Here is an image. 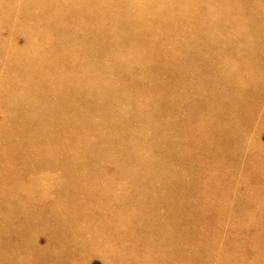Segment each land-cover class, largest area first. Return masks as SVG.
<instances>
[{
	"label": "rangeland",
	"instance_id": "374dc122",
	"mask_svg": "<svg viewBox=\"0 0 264 264\" xmlns=\"http://www.w3.org/2000/svg\"><path fill=\"white\" fill-rule=\"evenodd\" d=\"M32 1L39 0H0V264H113L100 246L119 236L100 243L80 231V222L93 217L92 197L100 203L97 216L107 210L133 218L132 235L122 234L123 247L113 252L118 261L264 264V232H231L216 210L183 198L185 189L165 191L169 179L178 185L204 171L226 175L233 192L219 195L224 203L213 207L226 208L233 220L264 224L258 211L264 205L236 194L242 179L264 188L248 167L252 151H264V74L250 81L224 71L264 60V31L250 29L242 14L254 4L241 6L235 17L222 0H207L216 21L174 33L180 25L160 23L181 0H57L46 3L45 16ZM76 2L77 12L66 16ZM229 16L232 22L223 23ZM233 77L243 89L227 85ZM199 141L216 152L210 167L197 163L209 156L198 150ZM97 148H123L131 157H151L152 164L101 156L79 167L78 158ZM171 149L177 156L170 163ZM225 150L236 164L230 172ZM114 169L123 173L113 175ZM96 171L106 175L93 179ZM26 181L39 186L29 192ZM120 185L134 189L130 202L122 198L114 206L103 188Z\"/></svg>",
	"mask_w": 264,
	"mask_h": 264
},
{
	"label": "bare ground",
	"instance_id": "6f19581e",
	"mask_svg": "<svg viewBox=\"0 0 264 264\" xmlns=\"http://www.w3.org/2000/svg\"><path fill=\"white\" fill-rule=\"evenodd\" d=\"M54 1H57V0H39L38 2L32 1V3H33L32 5L36 6L39 9V11H42V12H39L42 16H45L46 10H44V6L46 5V3L47 4L54 3ZM130 1H136V0H130ZM222 2H223V6L233 7L234 12H235L234 13L235 17L240 15L239 9L240 10L243 9L241 6L247 5L249 3L254 4V8L252 10H249V11L242 10V14H245L247 17L244 22L249 25L250 29L252 26L254 28H256L255 32H261V31L263 32L264 31V0H222ZM211 4L212 3L207 2V0H181L180 5H177L175 3L174 6L172 7L174 9V13L171 14L170 17L163 18V20L166 21V23H160V24L168 25L171 23V24L180 25L179 28H173L174 33H179L180 31L184 32V31H187L189 28H193V27L199 26V25L203 26V25H207V24H212L216 20L212 19L211 15L209 14V11L207 13V10H209V7ZM120 6L123 8V12L125 15L127 12V8L125 7L124 3ZM221 7L219 6L217 8V10L220 12L223 11V9ZM107 8L108 9L111 8L110 5H108ZM153 8L157 9L154 4H153ZM36 11H38V10H36ZM76 12H77V2L75 5V8H74V11L67 12L66 16H72ZM158 15L159 14L157 12H155L153 16L155 18H158ZM31 19L34 22L40 21L39 20L40 18H38L37 16H32ZM36 19H38V20H36ZM136 22H140V24L144 25V27H142L143 31L151 30V28L147 25V23H143L141 21H136ZM158 22H159V19H158ZM227 22H232L230 16L227 17L223 21V23H227ZM146 27H148V28H146ZM185 40L182 41L180 44L183 47L187 48L188 44H186ZM250 43H251L250 44L251 47L254 48L255 43L253 42V40L250 41ZM152 52L157 58L162 56L161 52H159V50H152ZM247 59H248V57H247ZM262 60L263 59H261V57L258 56L257 59L255 60V63H252L253 65L249 64L248 68H246V69H242L238 66L232 65L230 68L225 69L224 71H231V72L235 71L233 73L235 75H239L240 77L250 79V81H256L257 79H256L255 75L258 72L264 74V68H263L264 67V60L263 61ZM169 82H171V81H169ZM226 82H227L228 86L229 85L230 86L235 85L239 89L244 88L243 84L237 83L238 80L236 77H233V80L226 81ZM250 85H251V88L248 90H252V92L256 93L257 89L255 87H253L252 84H250V83L246 84V86H250ZM175 101L178 102V97H175ZM171 141H172V143L176 142L174 138H173V140L171 139ZM211 145H212L211 143H205L204 144V143L199 141L198 146H197V148L199 147L198 150L204 149L205 152L209 153V156L207 157V159L197 161V163L199 165H201L205 168L210 167L212 164H214L217 161L214 159L216 157V152H213V150L210 147ZM207 147H209V148L205 149ZM77 151H78L77 147L75 145H72L71 149L69 150V153L75 154ZM192 151H193V149H192ZM176 153L178 155L180 154L178 151H176ZM224 154L226 155L225 160L229 161V164H227L228 165V171H229V169L234 168L236 164L232 163V160L229 156V152H227V150L224 151ZM252 155H253L254 162H252V164H249L248 167H249V169L253 170L254 173L256 172L257 176L261 177V180H262V179H264V151L261 148H257V149H254L252 151ZM101 156H109V157L114 156L117 160L119 158L121 161H123L122 159H127V160L129 159L133 164H134V162H136V161L139 162L140 160L142 163L143 159L145 158V159H148V167L152 164L150 162L152 159L151 157H149V156L147 158L143 157V154L141 155L142 157H138L136 154H134V156L131 157L127 154L126 150H124L123 148L118 149L114 152L113 151H105V150H101L100 148H97L96 151L92 152L87 158L83 157L80 159V157H79L78 158V166L80 167V165L95 164L98 157H101ZM176 156L177 155H175V151L173 149H171L168 152L169 162L171 163ZM191 159L192 158H188V160L191 163H194L195 160L191 161ZM222 160H223V158H222ZM141 163H140V165H141ZM193 166H195V165L193 164ZM85 168H90V167H85ZM118 173H123V172H121V171L118 172L117 169H114V172H112L113 175H116ZM231 173L236 174L234 171H232ZM105 175L106 174L103 173L102 171H96V174L94 175L93 179H99ZM199 175L200 176H195L194 179L191 178L189 180H186V182L180 181V183L178 185H177V181H175V179H169L168 180V188L165 189L166 193L168 195H171L174 192L175 193L179 192L178 191L179 189H185L186 194H184L183 198H185L189 202H192V200H194V202L201 203L202 206H208V207H211V209L216 210L219 222L228 221L230 226H232V227H230L231 232L241 233L244 230H246V232L250 234L249 237L258 236V235H260L259 233L264 232V224L263 225L258 224L256 222H254V220H247L245 223H242V222L233 220L232 216H229L227 214V211H225L226 208L215 209L213 207V205L224 203V200H223L224 195H226V194L231 195V192H233L234 183L230 177H227L226 175H220V174L218 175L212 171H204L203 173H201ZM241 177H245V175H243ZM106 178L109 179L110 176H108ZM119 179H121V178L119 177ZM44 180H45L44 182L46 183L47 179L45 178ZM109 180H111V179H109ZM86 181H87V179L85 180V182ZM241 182H242V184H241L242 187L240 188V191H236V194L239 197L238 199L239 200H246L247 202H249L251 204L258 203V204L264 205V188L261 187V182H258L257 183L258 186H254V187L250 186L249 182L244 180V179H242ZM47 183H48V185L50 183H52L51 178L48 177ZM24 184H27L28 186L23 188V189H25L29 192L31 190L33 191L34 188L39 186V185H37V182H34V181H26V183H24ZM202 185L204 188H202ZM125 186L126 185H120L116 189H113V188L110 189L109 187L103 188L104 189L103 192L111 194L112 204H114V206L121 205L122 201H123V200H121L122 198H127V200L125 202H130L129 197H131L132 190L134 189V187L129 188L126 186V188H125ZM243 186H244V188H243ZM152 187H155V185H152ZM156 187H158V186L156 185ZM137 188H135V189H137ZM222 193H225V194L223 195V197H220L219 195H221ZM169 200H171V199H168V201ZM88 202H89V204H91L90 205L91 209L89 208L88 212H90L93 215V217L91 220L87 219V220H82L83 222H80L81 233L84 231H88L92 237H94V238L97 237L96 239L100 243L105 240V239L103 240L101 238L107 237L109 239H112L111 238L112 236L118 235L119 237L117 240H115V241L112 240V242H109L106 246L103 244L100 246V243H98L101 249L106 248V249H104L105 259L108 258L110 260V262L113 264H136L137 261H134V258H131L129 262H128V260H126V262H123V261H118L117 258L114 257V254H113L115 249H117V248L120 249L123 247L121 245L122 243L120 242V239H119L120 237H122L121 235L123 234L127 238L132 235L134 229L130 225L133 224V218L126 221L124 218L120 219L121 217H118L119 215L113 216L110 213L111 211L109 212L107 210L99 211V215L97 216L96 213L94 214L93 212H95L97 210V208L100 209V207H99L100 205H98L99 201L92 197L91 200H89ZM87 205H88V203H87ZM262 210L264 211V209H259L258 210L259 213ZM97 213H98V211H97ZM97 218H100V219L96 220ZM94 220H95V222H93ZM134 222H136V221H134ZM124 224H126V225H124ZM83 226L86 229H84ZM91 227L93 228L92 231H90ZM104 227H106L105 230H102ZM102 234L105 237H101ZM251 235H253V236H251ZM226 247H227V245H226ZM219 264H224V262H220Z\"/></svg>",
	"mask_w": 264,
	"mask_h": 264
}]
</instances>
